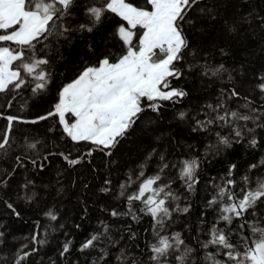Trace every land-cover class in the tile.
I'll list each match as a JSON object with an SVG mask.
<instances>
[{
  "label": "snow or ice",
  "instance_id": "1",
  "mask_svg": "<svg viewBox=\"0 0 264 264\" xmlns=\"http://www.w3.org/2000/svg\"><path fill=\"white\" fill-rule=\"evenodd\" d=\"M202 2L0 0V95L3 96L19 94L25 87H30L34 96L48 90L53 73L44 42L53 34L68 43L77 32L91 34L96 31L108 14L121 21L110 33V38L115 41L113 47L116 43L120 45L118 51L97 54L89 45L95 60L85 61L74 78L60 87L58 100L50 111L30 120L0 112V118L7 121L0 131V159L9 158L14 151L16 123L37 124L53 117L62 131L61 138L67 137L73 144H91L99 151L107 149L106 154L111 155V150L128 136L142 114L148 110L158 114L164 102L175 104L189 95L184 88L174 86V81L185 76V66L189 73L194 67L199 69L200 75L209 80L223 79L226 74L229 82L220 89L215 103H206L191 113H178L179 120L190 122L192 132L210 133L216 137L215 143L208 145L207 153L219 155L244 142L251 149L261 147L262 140L258 137L264 133V72L249 79V66L257 51L248 42L255 38L259 54L264 55V0H211L201 7ZM233 7L238 11L230 12ZM77 13L83 17L82 21L74 19ZM201 19L222 22L231 43L219 45V53L222 57L235 59L230 68L224 63H209L205 59L207 54L202 53L194 38H189V32L198 31L197 24ZM233 43L241 53L238 58ZM188 56L192 63H186ZM15 98L11 95L5 106L11 108ZM233 103L235 107H232ZM215 128L227 129V134L214 131ZM24 139L25 153L15 155L11 171L0 172V189L7 187L17 168L25 167V161L43 170L45 164L42 161L54 155L29 156L27 150L36 152L41 141ZM92 152L90 149L75 158L71 151L59 155L70 167H75ZM160 162L154 175L145 177L141 169L135 180L129 176L121 184L119 195L125 197L127 211L113 209L110 213L112 217L127 216L134 223H139L143 216L151 218L152 240L146 246L148 255L145 258L144 251L137 255L128 246L119 247L120 241L110 235V226L100 221L102 230L92 233L79 248L80 252L97 251L92 264H109L110 258L111 264H264V211H261L264 175L253 176V173L264 171V157L250 163L239 182L233 178L238 168L235 163L229 165L227 175L220 183L214 178L210 181L213 193L206 207L218 210V214L206 230L201 229L204 239L197 236L195 245L187 243L181 232L167 233L173 213H188L191 205L181 208L180 196L172 189L174 180L165 182L163 177L166 169H177L178 179L185 189L194 193L200 183L201 161L199 158L167 161L161 154ZM136 181H140L136 191L126 194L127 188ZM32 183L27 180L22 188L27 189ZM238 183L242 186L238 187ZM110 184L111 181H105V185ZM101 191L111 189L104 187ZM137 201L142 205L139 209L134 207ZM5 204L16 216L20 215L13 203L5 201ZM44 215L51 221L58 219L53 209ZM127 232L130 240L136 239L131 225ZM39 236V231L31 236L33 247L30 249L27 244L17 248L12 253L11 264H27L34 254H38L39 248L35 245L47 243ZM2 246H6V236L0 230V251ZM133 247L139 248V245ZM71 249L72 241L67 240L60 256L66 257ZM112 250H115L114 255ZM7 260L4 256L0 264H6Z\"/></svg>",
  "mask_w": 264,
  "mask_h": 264
},
{
  "label": "trees",
  "instance_id": "2",
  "mask_svg": "<svg viewBox=\"0 0 264 264\" xmlns=\"http://www.w3.org/2000/svg\"><path fill=\"white\" fill-rule=\"evenodd\" d=\"M205 3H211V0H203L200 6L203 7ZM221 8L223 14V5ZM229 11L234 12L238 9L233 7ZM74 19L82 21L83 17L77 13ZM119 22L121 21L118 17L108 14L107 19L96 31L91 34L77 32L68 43L55 34L50 36L49 40L44 42L47 45L44 51L51 59L53 73L48 90L34 96L30 87H25L19 94L0 95V112L5 116L17 115L30 120L50 111L58 100L60 87L74 78L85 61L95 60L89 45L95 48L97 54L108 50L114 53L118 51L120 45L116 43L113 47L115 41L110 38V33ZM197 28V32L188 33L189 38H194L202 53L207 54L205 59L213 65L224 63L230 68L235 59L222 57L219 53V45L231 43L224 33L222 22L219 19L215 22L201 19ZM248 43L257 51V56L252 58L248 72L249 79H254L258 72H264V55L259 54L255 38ZM232 47L236 49V57H240L241 53L237 46L233 43ZM186 63H192L190 56L186 57ZM228 83L226 74L223 79L209 80L200 75L199 69L194 67L189 73L185 66V76L179 81H174V86L184 88L189 95L175 104L164 102L158 114L150 110L142 114L128 136L111 150V155L106 154L107 149L99 151L91 144H73L67 137L61 138L62 131L55 117L37 124L16 123L13 129L14 151L9 158L0 159V172L5 169L11 171L15 164V155L25 153L26 149L22 147L25 137L29 141H41L36 152L27 150L29 156L38 154L43 157L49 153L54 155H49L47 161H42L45 164L43 170L34 168L30 162L25 161V167L17 168L7 187L0 189V230H3L6 236V246H2L0 251V261L7 256L6 264H11L12 253L24 244H27L29 249L33 247L31 236L39 231V238L45 239L47 243L35 245L39 248V253L34 254L27 264H53V262L92 264L97 251L89 249L80 252L79 248L92 233L102 230L100 221L110 226V235L120 241L119 247L128 246L129 250L137 255L140 251H144L146 258L148 255L146 246L152 240L151 218L143 216L139 223H134L127 216L112 217L110 213L113 209L120 212L127 211L126 199L119 195L121 184L125 183L129 176L135 180L141 169L144 170L145 177L154 175L161 163V154L167 161L192 158H199L201 161L198 171L200 183L194 193L185 189L182 181L178 179V170L175 168L166 169L163 179L165 182L169 179L174 180L172 189L180 196L181 208L191 205L188 213H173L172 220L167 225V233L181 232L186 242L192 245H195L197 236L204 239L201 229L206 230L216 220L218 214V210L206 207V202L213 193L210 181L214 178L220 183L221 178L226 177L229 165L235 163L238 168L233 178L239 182L248 165L264 157V133L258 137L262 140L258 149H251L244 142L234 146L233 149L222 151L219 155H213L207 153V148L209 144L215 143L216 137L210 133H194L190 129V122L178 119V113L181 111L191 113L199 110L206 103H215L220 89ZM245 87L247 88L248 85ZM11 95H15L16 98L12 107L7 108L6 101ZM235 106L233 103L232 107ZM6 125L7 121L0 118V131ZM50 128L54 130L49 131ZM214 131L227 134L228 130L215 128ZM90 149H93L92 155L75 167H70L59 155L61 152L67 154L71 151L72 157L75 158ZM257 174L264 175V171L253 173V176ZM27 180L33 183L24 189L22 185ZM105 181H111V184L105 185ZM139 182L131 184L126 194L135 192ZM240 186L242 185L238 183V187ZM104 187H109L111 191L102 192L101 188ZM5 201L13 203L20 215L16 216L8 209ZM134 207L139 209L142 205L137 201L134 202ZM49 209L56 211L58 215L56 221H51L44 215ZM261 211H264V206L261 207ZM76 225L80 227L77 228ZM129 225L137 234L135 240L128 238ZM67 240L72 241V249L66 257H61L60 251ZM137 244L139 248L133 247ZM112 254H115V250H112Z\"/></svg>",
  "mask_w": 264,
  "mask_h": 264
},
{
  "label": "bare ground",
  "instance_id": "3",
  "mask_svg": "<svg viewBox=\"0 0 264 264\" xmlns=\"http://www.w3.org/2000/svg\"><path fill=\"white\" fill-rule=\"evenodd\" d=\"M10 113V112H9ZM4 114V113H3Z\"/></svg>",
  "mask_w": 264,
  "mask_h": 264
}]
</instances>
